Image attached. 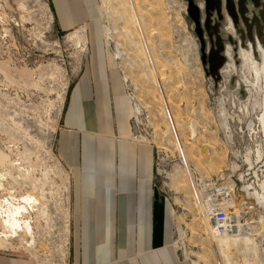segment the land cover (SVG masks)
Wrapping results in <instances>:
<instances>
[{
  "label": "rangeland",
  "instance_id": "1",
  "mask_svg": "<svg viewBox=\"0 0 264 264\" xmlns=\"http://www.w3.org/2000/svg\"><path fill=\"white\" fill-rule=\"evenodd\" d=\"M193 1L198 27L185 0H96L99 43L130 99L132 139L154 148L178 259L264 264V0H246L247 20L208 19ZM88 43L85 25L56 28L49 0H0V255L70 264L55 138ZM24 196L32 231L14 236L1 216Z\"/></svg>",
  "mask_w": 264,
  "mask_h": 264
},
{
  "label": "crops",
  "instance_id": "2",
  "mask_svg": "<svg viewBox=\"0 0 264 264\" xmlns=\"http://www.w3.org/2000/svg\"><path fill=\"white\" fill-rule=\"evenodd\" d=\"M59 31L86 26L55 152L70 171V264H188L173 247V208L157 189L154 148L131 137V103L95 25L96 0H49ZM0 264H34L0 255ZM37 264V263H36Z\"/></svg>",
  "mask_w": 264,
  "mask_h": 264
},
{
  "label": "water",
  "instance_id": "3",
  "mask_svg": "<svg viewBox=\"0 0 264 264\" xmlns=\"http://www.w3.org/2000/svg\"><path fill=\"white\" fill-rule=\"evenodd\" d=\"M187 2V13L190 19L196 24L199 25V8L194 4L193 0H185ZM204 10L206 17L209 19L210 15H217L219 18L224 17L226 14L229 17H236L237 15L241 16L247 20L246 14V0H203ZM255 16V14H254ZM264 17V13H263ZM256 20V17H255ZM259 22L258 19L256 21Z\"/></svg>",
  "mask_w": 264,
  "mask_h": 264
},
{
  "label": "bare ground",
  "instance_id": "4",
  "mask_svg": "<svg viewBox=\"0 0 264 264\" xmlns=\"http://www.w3.org/2000/svg\"><path fill=\"white\" fill-rule=\"evenodd\" d=\"M19 199L18 204L8 206L7 210L3 212V216H1L3 225L5 229L12 232L14 236L16 232H23L24 234L31 235L32 228L23 216L28 213V210L31 208L30 206L35 201L31 196L20 197Z\"/></svg>",
  "mask_w": 264,
  "mask_h": 264
},
{
  "label": "built area",
  "instance_id": "5",
  "mask_svg": "<svg viewBox=\"0 0 264 264\" xmlns=\"http://www.w3.org/2000/svg\"><path fill=\"white\" fill-rule=\"evenodd\" d=\"M202 2H203V0H202ZM199 7V6H198ZM200 8V7H199Z\"/></svg>",
  "mask_w": 264,
  "mask_h": 264
}]
</instances>
